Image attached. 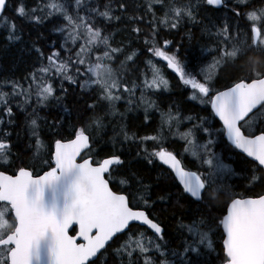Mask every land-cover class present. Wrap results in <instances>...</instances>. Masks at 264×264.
<instances>
[{
  "label": "snow or ice",
  "instance_id": "1",
  "mask_svg": "<svg viewBox=\"0 0 264 264\" xmlns=\"http://www.w3.org/2000/svg\"><path fill=\"white\" fill-rule=\"evenodd\" d=\"M203 2L217 8L227 7L226 0ZM248 2L236 0L237 4ZM156 3L163 4L164 0H147L146 11L153 16L152 40L144 41L145 44H151L148 50L153 56L166 61L167 67L177 73L185 85L191 86L194 90L192 100L199 98L201 103L210 105L215 117L223 122L219 134H226L231 145L258 162L257 168L264 173V127L254 129L251 126L256 118L264 115V73L253 71L248 79H239L224 91L216 89L211 74L204 75L201 82L196 75L186 71L185 64L175 53L166 50L170 41L165 40L163 47L156 46L157 29L154 22L157 18L152 11ZM8 6L9 0H0V21H4L11 29L7 36L9 41L20 40L16 34V25L9 24L4 15ZM165 7L168 11L159 19V23L166 27L177 28L185 17L195 20L193 13L196 9L191 0H171ZM117 8L120 15L115 14ZM138 9L134 0H107L102 4L100 0H40L32 8L21 4L17 9L18 14L28 16L37 23L58 16L63 23L53 30L65 35L59 48L51 50V54L46 57L40 49H35L41 58V67L24 78L27 88L19 81H5L11 83L12 91H0V107L8 117L7 120L0 117V125L13 123L12 104L16 97H23L18 107L28 105L35 97L37 107L33 108L34 118L31 119L30 129L32 135L37 137L35 149L39 155L45 145L39 138L38 119L41 118L37 108L50 98L60 99L56 97V88L51 82L56 77L60 78L63 91H66L63 89L64 80L77 84L82 79L80 86L96 91L98 99L107 101L113 112L115 104L124 94H127L131 104V97L137 87L143 89L140 100L149 107L153 106L152 102L145 99V92L167 89L168 80L159 74L149 60L147 63L152 68L151 78L145 75L139 85L135 82L130 86L126 84L123 80L126 64L133 61L136 53L126 55L119 68H114L113 63L119 59L117 54L122 53L123 49L112 47L111 34L105 35L104 29L97 22L98 18L109 23L113 20L122 21L130 25L133 32L140 33L141 29L137 25L143 17L136 15ZM232 10L237 18L234 31L229 32L225 21L217 32L219 37H223L221 44L227 48L226 42L231 40L232 48L231 51L224 50L218 59H214L209 65L213 70L227 59L243 55L247 50L244 43L236 40L244 31L238 23L241 13L235 8ZM244 15L252 22V38L248 47L264 50V8L248 11ZM44 59L47 65L43 64ZM88 107L95 110L97 105L93 103ZM173 120L177 126L176 134L186 141L192 149L191 155L196 157L204 170H186L181 159L163 147L152 152L145 147L143 152L148 156L149 163L154 157L169 167L193 203L207 207L208 190L214 188L220 194H225L229 190L225 178L230 177L234 170L224 162L221 154L214 151V133L203 118L184 133L179 132V114L169 113L166 122L171 124ZM93 125L102 126V117H95L92 124L74 128L72 139L65 141L60 133H56L60 138L54 140V154L42 161L50 170L44 171L42 175L34 176L26 167H19L11 175L0 171V202H3L0 205V264H97L98 254L104 255L102 250L106 252L109 242L115 243L114 237L119 239V233L127 236L125 242L114 249L120 264H125V258L126 264H138L141 258L142 264H177L170 257H178L182 264H193L192 254L200 255L202 247L212 248L213 224L203 218L189 224L182 223L181 228L186 229L190 238V241H185L183 255L178 256L175 250L168 248L163 237L164 229L150 218L147 211L140 208L141 205L149 209L152 206L148 199V187L143 188V195L135 189H129V194L124 195L109 186V180L118 170L113 166H120L123 161L119 155H111L102 160L92 158ZM195 131L208 133L209 138L205 143H199L195 139ZM10 136L11 133L0 131V161L4 164H8L12 156V145L8 139ZM123 138L133 140L135 133L129 136L123 132ZM160 139L158 136H144L139 141L141 144L147 141L159 144ZM184 151L188 152L189 148ZM251 179L264 181V175H253ZM224 211L226 214H222L216 225L222 227L224 236L223 264H264V194L248 198L230 195ZM132 222L147 226L154 237H148L143 232L136 236L132 232L135 227ZM74 225L78 226V231L75 236L69 235V229ZM78 238L83 242L77 243ZM157 256L160 257L158 262Z\"/></svg>",
  "mask_w": 264,
  "mask_h": 264
},
{
  "label": "trees",
  "instance_id": "2",
  "mask_svg": "<svg viewBox=\"0 0 264 264\" xmlns=\"http://www.w3.org/2000/svg\"><path fill=\"white\" fill-rule=\"evenodd\" d=\"M195 1L197 0H191L196 9L193 13L195 20L185 17L177 28L166 27L159 23V19L163 18L165 12L168 11L165 4L170 3L171 0L153 5L152 11L157 18L154 22L157 29L156 46L163 47L165 40L170 41L166 50L175 53L181 59L186 66V71L193 73L198 69L199 74L203 70L202 81L204 75L211 74L212 82L217 90L225 89L239 79H248L253 71L264 73V50L248 47L252 38L250 32L252 22L248 21L244 15L252 9L264 8V0H249L247 4H237L234 0H226L227 7L219 8L206 5L203 0H198L199 3H195ZM39 2L40 0H9L8 9L4 15L9 24L16 25V34L20 36V40L8 44L9 30L7 28L9 26H2L3 21H0V91L11 93L12 85L5 81L26 82L24 78L41 67V58L35 49H40L46 57L51 54V50L58 49L63 43L64 33L53 30L63 23L58 16L37 23L28 16L22 17L18 14L17 9L21 4L26 8H32ZM105 2L107 0H100L101 4ZM134 3L139 6L136 15L143 17V20L137 25L141 29L140 33L133 32L131 26L122 21L113 20L109 23L103 21V18L97 20L104 29V34L113 35L112 47L123 49L122 53L117 54L119 59L113 63V67L118 69L120 63L125 61L126 55L136 53L133 61H128L126 64L124 82L129 86L133 82L139 85L145 75L151 78L152 68L147 63L151 60L159 74L169 80L168 88L155 91L147 90L145 99L152 102L153 105L149 107L140 100L143 89L137 87L135 94L131 97V104L128 102L127 94H124L122 99L115 104L113 112L109 109L107 101L98 99L96 91L80 86L83 82L82 79L77 84L64 80L63 89L66 91H63L60 87V78L56 77L51 82L56 88V97L60 99L53 98L47 105L37 108L41 118L39 121L46 119L51 122L49 130L41 126L40 134L42 139L47 142L49 152L54 140L59 139L60 135L64 139L72 138L71 134L74 128L78 129L88 124L95 117H102V126L96 132L98 135L95 136L91 130L94 138L92 156L94 160H101L110 155L122 157L123 164L114 166L118 170L110 179L113 189L127 195L129 189H135L140 195H143V188L148 187V199L152 206L149 209L141 205L140 208L146 209L149 215L164 227V241L168 248L178 253V256L183 255L185 241H190L186 229L181 228V224H189L200 218L206 222L210 221L213 224L211 236L215 237V250L202 247L200 255L192 254V261L193 264H217L223 259L221 242L223 235L222 229H217L216 225L220 215L225 213L229 196L264 194V181L251 179L253 175L262 176L264 173L260 172L253 160L230 145L224 138V134H219V130L223 126L211 111L210 105L201 103L199 98L192 100L189 86L180 80L177 73L167 67L162 58L153 56L148 50L151 44H145L144 41L145 39L152 40L153 16L146 11L147 2L145 0H134ZM233 8L241 13L238 23L244 29L236 37V40L244 43L247 50L243 55L227 59L213 70L209 65L213 63L214 59H218L224 50L231 51L232 48L231 40L226 42L227 48L221 44L223 37H219L217 32L224 26L225 21L228 23L229 32L234 31L237 18ZM115 14L120 15L118 8ZM41 15L43 14L41 13ZM53 42L55 47H53ZM45 63L43 60V64ZM81 70L83 71V68ZM15 100L12 104L13 117L11 119L13 123L0 125V131L11 133L8 139L12 145V156L9 163L4 164L0 161V170L14 173L19 167L27 166L35 173L37 170L43 171L48 168L42 162L48 159L46 156L48 152L44 154V149L41 150L39 155L42 158L41 163L32 161L34 159L32 146L34 150L36 138L31 135L30 129L31 119L34 118L33 109H30V105L17 106L21 103L22 97H16ZM93 103L97 105L95 110L88 107ZM36 107L37 105L34 108ZM169 110L172 112H168ZM169 113L179 114L181 117L178 125L180 133L189 131L193 124L199 123L200 118H203L207 125H210V131L214 133L213 138L216 141L214 151L221 154L224 162L234 170V175L225 178L229 189L225 194L222 195L218 192L214 195L207 192L206 200L209 205L207 207L193 203L188 194L183 192L169 167L154 157L149 163L148 156L143 152L145 147L149 152L163 147L175 153L189 168L198 170L201 167L196 157L191 155L192 149L186 141L176 134V122L174 120L171 124L166 122ZM0 117L8 119L2 107H0ZM187 117L193 119L189 120ZM42 123L44 125L45 121ZM52 125H56V127H51ZM261 127H264V115L259 116L253 126L254 129ZM122 129L129 136L135 133V139L124 140ZM56 133H60V135H56ZM194 135L199 143H205L209 138L208 133L199 131H195ZM144 136H158L161 139L159 144L152 141L141 144L139 138ZM185 148H189V151L185 152ZM9 165L11 166L9 167ZM121 181H126V183H121ZM133 225L135 227L132 230L135 233L142 232L144 229L138 224ZM145 234L150 235V232L145 230ZM117 236L119 239L115 237L113 239L115 243L111 242L107 251H102L104 255H99L97 264H120L114 249L120 247L125 234ZM220 255L221 257H219ZM156 259L158 262L160 258L157 256ZM172 259L176 260L177 264H182L178 257H172ZM126 260L127 258H125V264ZM138 264H142V258Z\"/></svg>",
  "mask_w": 264,
  "mask_h": 264
},
{
  "label": "rangeland",
  "instance_id": "3",
  "mask_svg": "<svg viewBox=\"0 0 264 264\" xmlns=\"http://www.w3.org/2000/svg\"><path fill=\"white\" fill-rule=\"evenodd\" d=\"M146 2H147V0H145ZM234 1H236V0H234ZM164 2H167V0H164ZM195 3H199V1L197 0V1H195ZM252 10H258V9H252ZM252 10H250V11H252ZM38 15H41V13H38ZM43 16V15H42ZM5 25V23H4V21L2 22V26H4ZM9 31L11 30L10 29V27L9 28H7ZM64 35L65 34H63V37H64ZM105 35H108V34H105ZM7 36H8V34H7ZM111 37L113 38V35H111ZM9 41V40H8ZM13 42H15V41H9L8 42V44H10V43H13ZM6 46H8L7 44H6ZM100 53H97V55H99ZM45 60V62H47V60L46 59H44ZM38 69V68H37ZM23 84H24V86H25V88H27V82H22ZM22 100H23V97H22ZM53 100V98H50L47 102H45V104L44 105H47L48 104V102H50V101H52ZM28 105H30V109L32 110L34 107H35V105H36V101H35V97H33V99H32V101L28 104ZM28 105H25V106H28ZM123 113V112H122ZM113 118V117H112ZM257 119V118H256ZM256 119L252 122V124H251V126L253 127L254 126V122L256 121ZM42 121H45V124L43 125V123H42ZM48 120H41V121H39V119H38V124L40 125V133H41V126L42 127H45L47 130H49L50 129V124H51V122L50 121H48ZM92 121L93 120H91L88 124H92ZM99 127H96V125H93L92 126V128H91V130L95 133V136H97L98 134L96 133L97 132V129H98ZM39 133V138H40V140L43 142V144L45 145V148H44V154L45 153H47L48 152V148H47V142L46 141H44L43 139H42V137H41V134ZM101 133V132H100ZM104 134H105V131H104V133H103V136H104ZM32 135V134H31ZM36 137V136H35ZM36 139H37V137L35 138V141H36ZM51 151H52V148H50V150H49V154L51 155ZM40 155V154H39ZM39 155H37L36 154V149H35V145H34V150H33V146H32V157H34V159L32 160L33 162H37V163H41V157H39ZM36 157V158H35ZM215 192L216 193H218V191H216V189H215ZM216 193H213L214 195L216 194ZM133 232V231H132ZM136 236H139V234H137V233H135V232H133ZM188 235V234H187ZM212 235V234H211ZM146 236H148V237H152V236H149V235H146ZM214 236H211V239H212V248L210 249V250H215V244H214ZM127 239V236L123 239V243L125 242V240Z\"/></svg>",
  "mask_w": 264,
  "mask_h": 264
},
{
  "label": "water",
  "instance_id": "4",
  "mask_svg": "<svg viewBox=\"0 0 264 264\" xmlns=\"http://www.w3.org/2000/svg\"><path fill=\"white\" fill-rule=\"evenodd\" d=\"M224 90H227V88H225V89H222L221 91H224ZM253 111H255V109L253 110ZM218 120H219V118L218 117H216ZM220 121V120H219ZM221 123H222V125H223V122L222 121H220ZM257 134H259V133H257ZM224 136H225V139L227 140V136H226V134H224ZM72 138H74V137H72ZM72 138H69V139H72ZM68 140V139H67ZM66 141V140H65ZM228 141V140H227ZM230 144H231V142L230 141H228ZM240 152H242L240 149H238ZM243 153V152H242ZM52 154H54V146H53V152H52ZM243 154H245L246 156H247V154L246 153H243ZM83 155V154H82ZM111 156V155H110ZM110 156H106V157H103L102 159H105V158H109ZM248 157V156H247ZM248 158H250L251 160H253V158H251V157H248ZM101 159V160H102ZM254 161V160H253ZM78 162H80L79 161V158H78ZM256 162V161H255ZM258 163V162H257ZM28 170H30V171H32L29 167H26ZM47 170H50V169H47ZM47 170H45V171H47ZM186 170H188V169H186ZM18 171V170H17ZM189 171V170H188ZM4 172H6V171H4ZM44 172V171H43ZM43 172L41 173V174H39V175H42L43 174ZM6 174H9V175H11V173H8V172H6ZM34 175V174H33ZM35 176V175H34ZM106 178H107V175H106ZM109 186L112 188V186H111V183H110V181H109ZM112 190L113 191H115L113 188H112ZM117 192V191H116ZM118 194H124V195H126L125 193H123V192H117ZM248 197H251V196H248ZM248 197H237V198H248ZM142 210H144V209H142ZM132 223H138V224H140L139 222H132ZM142 225V224H141ZM75 227H76V233H77V231H78V226H76V225H74ZM73 226V227H74ZM163 229H164V227L162 226V225H160ZM71 229V228H70ZM69 229V230H70ZM126 231V230H125ZM76 233L73 235V236H75L76 235ZM120 234V233H119ZM69 235H70V233H69ZM118 235V234H117ZM115 238V237H114ZM113 238V239H114ZM83 242V240L82 239H77V243H82ZM110 243V242H109ZM99 255V254H98ZM93 259H96V258H93Z\"/></svg>",
  "mask_w": 264,
  "mask_h": 264
},
{
  "label": "flooded vegetation",
  "instance_id": "5",
  "mask_svg": "<svg viewBox=\"0 0 264 264\" xmlns=\"http://www.w3.org/2000/svg\"><path fill=\"white\" fill-rule=\"evenodd\" d=\"M188 72H189V71H188ZM192 74L196 75V77H197L198 80H201L200 77H199V74H198V71H197V70H196L195 72H193ZM168 82H169V80H168ZM169 84H170V82H169ZM188 86H189V94H191V96H192L193 92L191 93V91H190L191 86H190V85H188ZM193 91H194V90H193ZM189 100H191V99L189 98ZM168 112H172V110H169ZM181 160H182V159H181ZM182 161H183V160H182ZM183 163H184V161H183ZM199 163H200V162H199ZM184 164H185V163H184ZM185 166H186V165H185ZM208 192H210V193H216L214 188H213V189H210V191H208ZM71 231H72V230H71ZM72 233H74V231H73ZM208 256H210V255H208ZM219 257H221V255H220ZM171 259H172V257H171ZM223 260H224V257H223L222 261H221L220 263H217V264H222V263H223Z\"/></svg>",
  "mask_w": 264,
  "mask_h": 264
},
{
  "label": "bare ground",
  "instance_id": "6",
  "mask_svg": "<svg viewBox=\"0 0 264 264\" xmlns=\"http://www.w3.org/2000/svg\"><path fill=\"white\" fill-rule=\"evenodd\" d=\"M20 3V2H19ZM61 20V19H60ZM24 25V24H23ZM22 26V25H21ZM57 27V26H56ZM59 78V77H58ZM138 80V79H137ZM12 88V86H11ZM143 91V90H142ZM20 98V97H19ZM16 101V100H15ZM56 102V101H55ZM120 110V109H119ZM167 113V112H166ZM48 122V121H47ZM102 133V132H101ZM122 158V157H121ZM167 204V203H166ZM116 259V258H115Z\"/></svg>",
  "mask_w": 264,
  "mask_h": 264
}]
</instances>
